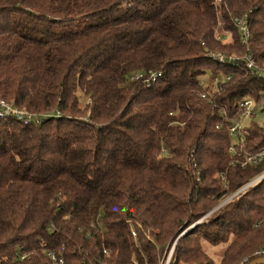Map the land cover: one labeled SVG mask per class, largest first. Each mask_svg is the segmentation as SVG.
I'll use <instances>...</instances> for the list:
<instances>
[{"label":"trees","instance_id":"obj_1","mask_svg":"<svg viewBox=\"0 0 264 264\" xmlns=\"http://www.w3.org/2000/svg\"><path fill=\"white\" fill-rule=\"evenodd\" d=\"M247 52L264 64V0H0V98L38 117L0 118V264H161L174 242L168 264H214L202 241L254 258L264 177L216 207L264 170L239 163L264 123L229 130L242 99L264 111Z\"/></svg>","mask_w":264,"mask_h":264},{"label":"built area","instance_id":"obj_2","mask_svg":"<svg viewBox=\"0 0 264 264\" xmlns=\"http://www.w3.org/2000/svg\"><path fill=\"white\" fill-rule=\"evenodd\" d=\"M246 17H239V18H235V24L237 25L240 34H241V40L243 43H247L248 41V37H249V28L247 25V20L245 19ZM217 38L219 36H216ZM247 50H249L248 47H246ZM241 57L237 56L235 53H232L229 55V57L227 58L228 61H236L237 59H239ZM217 59L223 61L224 59L222 58V55H218ZM244 61H245V66L253 71H258L264 74V64L262 66H260L255 60L254 58L250 55L249 52H247V54L243 57ZM160 73H155V72H149V74L144 78L145 83H148L150 80H154L156 78V75H159ZM144 74L141 72H135L132 74L131 78L133 80L138 79L140 77H142ZM226 78H229V76H227ZM218 82L219 79L217 76H215L214 78L211 79V81L209 83L210 86L205 88L204 92L199 93L200 96L202 97H210L218 88ZM256 103H254V101L251 98H244L242 99L238 104V117H237V122H242L244 121L247 117H252L255 115L254 112V105ZM7 116H14L17 120H20L23 123H29L31 120H33V118L35 117L34 121H37L38 117L35 116L34 114H32L31 112L27 111L24 108H20L15 106L14 104H12L9 101H6L2 98H0V118L3 117H7ZM241 120V121H240ZM239 126L238 125H230L229 126V130L231 132V134H234L237 130H238ZM228 152L231 153L234 157H237L236 155H242L241 154V146L237 147L236 143H233L231 145L228 146L227 148ZM264 158V148L258 150L255 153H246L244 152L242 159L239 161L237 158L232 159L231 163H235V161L237 162V160L240 163L241 167H244L246 165L249 164H256L258 163L261 159ZM222 178V182H223V186L226 187V178L224 174L220 175ZM264 177V170L260 173H258L257 175H255L254 177H252L250 180H248L246 183H244L237 191H235L234 193L230 194L229 196L225 197L216 207H219L220 205L224 204L227 200H229L230 197L234 196L236 193L246 189L247 187H250L251 185H253L254 183L258 182L259 180H261ZM215 207V208H216ZM131 234L133 236H135V231L131 230ZM63 248H61L60 250H58L57 252H50V258L52 260V262L54 264H64L65 263V258L63 256V252H62ZM106 252V250L104 249V253ZM251 256H255L254 258H259V257H264V244L256 249L255 251H253L251 253ZM253 258V259H254ZM249 259V258H248ZM247 258H245L244 260L240 261L238 264H247L249 262Z\"/></svg>","mask_w":264,"mask_h":264},{"label":"rangeland","instance_id":"obj_3","mask_svg":"<svg viewBox=\"0 0 264 264\" xmlns=\"http://www.w3.org/2000/svg\"><path fill=\"white\" fill-rule=\"evenodd\" d=\"M218 35V34H217ZM216 35V36H217ZM230 54H232V53H230ZM229 54V55H230ZM229 56H227V57H224V56H222V58L225 60V59H227ZM218 61H220L221 62V60H219V59H217ZM223 60V61H224ZM222 61V62H223ZM215 76L214 75H211V74H209V72H205V73H203V74H201V75H199L197 78L204 84L205 82H206V87H208V86H210V84L211 83H209V81L212 79V78H214ZM83 101V100H82ZM83 104H81V105H84V102H82ZM261 105V104H260ZM260 105L258 104H255L254 105V107H253V109H254V112H255V115L253 116V118L251 119V117H247L244 121H242V122H237L236 120H234L232 123L234 124V125H238L240 128H242L243 126H245V124H248L250 121H254V122H256L257 124H263L264 123V111H261L260 110ZM33 119H35V118H33ZM235 140H236V137H231V141L233 142H235ZM212 211V210H211ZM210 211V212H211ZM209 213H207L206 215H208ZM206 215H204V216H206ZM203 216V217H204ZM201 219H198V220H196L195 222H193L191 225H189V227L188 228H191V227H193V226H195V225H197V223L200 221ZM131 230H134L133 228H131ZM135 231V230H134ZM133 237H135V236H133ZM233 239V237L231 238V240ZM230 241V240H229ZM229 242H227V244H228ZM174 244V243H173ZM202 245H203V248L206 250V253H207V255L210 257V259L213 261V263L214 264H219V259H220V257H221V255H222V252H223V250H224V247L226 246V244H210V243H207V242H205V241H202ZM173 247H174V245H172L171 246V248L170 249H167V250H165L164 252H163V256H165L166 254V257L164 258V260L163 261H161L160 263L161 264H168L169 263V261H170V258H171V256H172V253H173ZM245 258H250V254H246V255H244L240 260H239V262L240 261H242V260H244ZM132 259H134L135 260V258H134V256L132 257ZM253 258H251V259H248L249 261H251ZM238 262V263H239ZM237 263V264H238Z\"/></svg>","mask_w":264,"mask_h":264},{"label":"water","instance_id":"obj_4","mask_svg":"<svg viewBox=\"0 0 264 264\" xmlns=\"http://www.w3.org/2000/svg\"><path fill=\"white\" fill-rule=\"evenodd\" d=\"M247 264H264V257L254 258L251 261H249Z\"/></svg>","mask_w":264,"mask_h":264}]
</instances>
